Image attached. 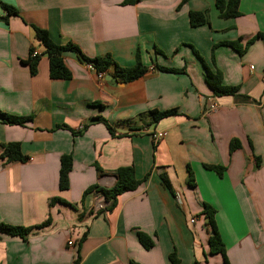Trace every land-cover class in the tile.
I'll return each mask as SVG.
<instances>
[{"label":"crops","instance_id":"1","mask_svg":"<svg viewBox=\"0 0 264 264\" xmlns=\"http://www.w3.org/2000/svg\"><path fill=\"white\" fill-rule=\"evenodd\" d=\"M125 1L0 0L17 11L0 7V114L28 118L18 125L0 117V155L2 145L18 143L25 158L0 157V223L31 228L25 239L0 234V264H170L172 253L181 264H223L209 253L203 203L215 209L228 263L264 264V37L243 55L223 44L243 46L264 33V0H239L240 15L230 19L218 17L215 0ZM189 12H206L209 24L191 27ZM32 26L86 58L109 55L119 67H132L138 50L148 71L129 83L116 82L112 70L99 79L65 52L69 79H50ZM191 47L212 69L213 57L222 84L238 87L240 96L213 97ZM30 50L41 55L34 75L22 63ZM170 109L177 115L152 122L149 112ZM159 132L165 135L155 142ZM232 140L240 146L230 152ZM64 155L72 164L60 190ZM204 165L225 171L218 177ZM187 166L194 187L186 183ZM123 167L133 168L140 184L112 210L97 191L81 203L88 188L113 187ZM54 198L65 203L48 206Z\"/></svg>","mask_w":264,"mask_h":264},{"label":"trees","instance_id":"2","mask_svg":"<svg viewBox=\"0 0 264 264\" xmlns=\"http://www.w3.org/2000/svg\"><path fill=\"white\" fill-rule=\"evenodd\" d=\"M135 0H127L123 3L131 4L134 3ZM238 5L239 0H215V7L218 11V17L220 19H230L238 17L240 14L238 12ZM0 7L7 13V15H17V11L12 7L5 5L0 2ZM189 25L191 27H197L201 25H208L209 21L207 18L206 12H189ZM32 29L35 34V39L40 43L43 47L42 56H45L48 59V71L50 79H57V80H66L69 79L70 73L66 69L63 63V54L65 52H72L75 54L77 59L86 65H91L92 68L96 73L105 74L109 70H112L113 78L116 82L119 83H129L135 81L141 77H143L148 69L142 65L141 59L139 56L138 50L135 53V64L132 67H119L115 62L110 58L109 55H105L102 57H95V58H86L80 50L71 43H67L65 45H57L52 42L49 38L48 32L44 29L37 28L32 26ZM264 37V33H259L252 39L248 40L243 46L240 45V40L234 42H225L224 45H227L234 49L239 55H243L248 47L257 39ZM192 48V47H191ZM193 53L197 60L200 62L203 71H204V81L208 88L210 89L212 96L215 98L221 97H238V87L236 86H225L222 84V74L219 70L214 68V59L211 58V62L213 64V69L210 68L204 60L199 56V54L192 48ZM32 50L29 51V58L26 61H22L23 64H27L29 67V73L34 75L36 72L37 63L41 57V55L32 56ZM158 71L161 72H170V73H184L183 69H172V68H165L160 66H155ZM244 100H248L247 96H243ZM151 120L153 123L158 122L159 120L167 117H171L177 115L176 109H170L165 111H151L149 112ZM2 121L11 124H23L28 118L27 117H11L5 114H0ZM100 122L104 123L107 127L108 131L113 134L112 128L109 124L103 120L99 119ZM74 135L80 134L81 130L78 132H72ZM239 142L237 140H232L229 145V151H233L239 148ZM1 159H4L7 163L9 162H24L25 158L21 154L20 146L18 143H8L2 145V153L0 155ZM258 161V159H256ZM71 164L72 158L70 155H64L60 158V168H59V189L65 190L68 187V174L71 171ZM204 168L215 172L218 177H221L223 172L225 171L224 167L221 166H211V165H204ZM97 170L101 172L98 168ZM116 174V182L115 185L111 188H100L97 186H92L85 190L82 195L81 203H83L84 197L90 193L91 191H97L101 193L104 197L108 206L106 207L107 211L112 210L117 202V197L122 195L125 192L135 190L140 181L136 180L134 175V170L131 167H123L119 168L115 171ZM161 184L163 187L168 190V192L174 196V190L165 174L160 175ZM186 183L189 187H194V177L190 170V167L187 166V180ZM55 202L65 203L57 198L51 199L48 202V206H51ZM202 212L200 215H203L205 220V226L208 227L210 236L208 239V248L209 253L211 255H220L223 264H229L224 245L220 239L216 224H215V209L207 204L203 203ZM48 223V220L45 224ZM31 231V228H25L22 226H9L0 223V234L8 235V236H16L21 239H25L28 233ZM138 240L141 246L144 249H149L152 246V242L143 233H138ZM79 258H76L73 264L78 263ZM168 260L170 264H181L175 253L169 255ZM198 264V263H193Z\"/></svg>","mask_w":264,"mask_h":264},{"label":"built area","instance_id":"3","mask_svg":"<svg viewBox=\"0 0 264 264\" xmlns=\"http://www.w3.org/2000/svg\"><path fill=\"white\" fill-rule=\"evenodd\" d=\"M32 56H37V53L35 52V51H33L32 52V54H31ZM90 69H92V70H94L93 68H92V66L91 65H87ZM96 73V72H95ZM97 74V77L99 78V79H102V77H103V74H101V73H96ZM214 106L212 105L211 106V108H213ZM164 133L163 132H159V133H154L153 135H152V138H153V140L155 141V142H157V141H159V140H161L163 137H164ZM176 200H177V202L179 203L180 202V196L179 195H176ZM194 223V220L193 219H191L190 220V224H193ZM69 245L71 244V242H69L68 243Z\"/></svg>","mask_w":264,"mask_h":264},{"label":"rangeland","instance_id":"4","mask_svg":"<svg viewBox=\"0 0 264 264\" xmlns=\"http://www.w3.org/2000/svg\"><path fill=\"white\" fill-rule=\"evenodd\" d=\"M196 216L200 219V221H199V223H198V225L200 224V222H202L201 221V216L200 215H198V214H196Z\"/></svg>","mask_w":264,"mask_h":264},{"label":"water","instance_id":"5","mask_svg":"<svg viewBox=\"0 0 264 264\" xmlns=\"http://www.w3.org/2000/svg\"><path fill=\"white\" fill-rule=\"evenodd\" d=\"M108 78H110V77L108 76Z\"/></svg>","mask_w":264,"mask_h":264}]
</instances>
